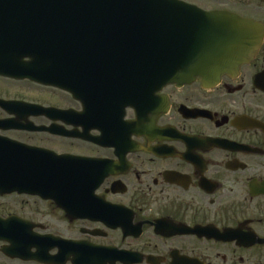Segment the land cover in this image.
Returning <instances> with one entry per match:
<instances>
[{"label": "flooded vegetation", "instance_id": "obj_1", "mask_svg": "<svg viewBox=\"0 0 264 264\" xmlns=\"http://www.w3.org/2000/svg\"><path fill=\"white\" fill-rule=\"evenodd\" d=\"M178 1L229 15L226 68L159 89L102 3L57 18L65 46L0 14V141L60 172L0 159V264H264V0Z\"/></svg>", "mask_w": 264, "mask_h": 264}, {"label": "water", "instance_id": "obj_2", "mask_svg": "<svg viewBox=\"0 0 264 264\" xmlns=\"http://www.w3.org/2000/svg\"><path fill=\"white\" fill-rule=\"evenodd\" d=\"M25 2L24 4H0V12L16 21H34L55 24L58 42L65 46L64 29L58 27L59 16L81 14L78 4L99 2L103 4L105 15H123L128 18L115 20L112 23L124 29L118 36L109 37L123 44L127 50L124 71L138 73L142 85L161 88L168 83H187L198 77L214 78L225 70L224 57L219 51L225 38L220 27L229 15L221 12H206L193 5L178 0H5ZM101 7V5H100ZM38 8V10H37ZM6 14V15H5ZM43 16L44 19H40ZM56 17V20L46 17ZM11 20V19H10ZM56 21L55 23H53ZM65 22V21H64ZM231 24V21H229ZM140 56V68L134 67L136 58ZM14 75L13 72H7ZM138 77V76H137ZM42 81V80H41ZM53 84V82H46ZM4 105V103H1ZM0 145V159L13 160L16 163L5 166L10 172L6 175H23L24 168L31 167L35 171L29 174L55 175L60 173L59 167L52 164H26L27 159H55L56 155L49 151H39L32 147L5 141ZM3 145V146H2ZM18 181L21 186L22 182Z\"/></svg>", "mask_w": 264, "mask_h": 264}]
</instances>
